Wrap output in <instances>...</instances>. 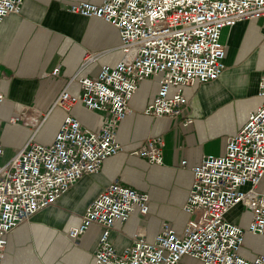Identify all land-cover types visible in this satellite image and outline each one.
<instances>
[{
    "label": "built area",
    "instance_id": "built-area-1",
    "mask_svg": "<svg viewBox=\"0 0 264 264\" xmlns=\"http://www.w3.org/2000/svg\"><path fill=\"white\" fill-rule=\"evenodd\" d=\"M23 3L0 0V24L7 16L20 13ZM69 11L114 26L122 57L115 65L103 64L96 76L78 78L80 92L72 94L65 88L55 102L64 110L83 104L100 112L102 122L97 130L84 128L77 117L68 114L51 142L40 143L32 136L0 163V264L12 229L28 224L39 210L55 204L83 176L99 172L106 159L123 150L118 128L132 112L129 101L141 82L159 78L157 94L143 114L179 116L188 101L186 87L215 81L225 71L223 29L264 17V0L81 1ZM89 60L90 55L82 66ZM59 70L56 67L51 74ZM75 80L74 76L69 82ZM257 93L264 97V71ZM164 145L162 136H148L131 154L163 164ZM3 156L0 145V159ZM192 173L182 209L197 217L181 231L163 222L152 240L138 230L129 245L118 249L112 229L136 210L147 214L150 197L114 179L89 204L81 222L69 229V239L77 244L92 224L100 225L95 264H179L185 256L201 264H264V253L252 258L241 253L247 234L264 236V194L258 191L264 176V102L228 137L223 154L204 155ZM237 207L236 218L231 219L229 214ZM246 211L250 216L244 226Z\"/></svg>",
    "mask_w": 264,
    "mask_h": 264
},
{
    "label": "crops",
    "instance_id": "crops-1",
    "mask_svg": "<svg viewBox=\"0 0 264 264\" xmlns=\"http://www.w3.org/2000/svg\"><path fill=\"white\" fill-rule=\"evenodd\" d=\"M81 1L100 4L104 0H24L20 13L7 16L0 24V145L8 158L32 136L40 143L51 142L68 114L77 117L84 128L97 130L101 125L102 114L83 104L70 110L55 105L63 89L72 94L80 92L78 78L96 76L103 64L115 65L122 57L120 36L114 26L69 11L73 3ZM240 30L244 42L237 45L233 60L225 62L229 39ZM221 41L226 45L225 71L215 81L186 87L188 101L179 116L143 114L157 94L159 78L141 82L129 101L132 112L118 128L117 139L123 150L106 159L99 172L83 176L55 204L39 210L28 224L12 229L2 264H95L101 226L92 224L78 244L69 239L68 233L114 179L150 197L147 214L136 210L129 220L112 229V240L120 250L132 242L138 230L152 240L163 222L181 231L197 217L181 208L192 184V167L204 155L223 154L228 137L264 102L257 93L264 71V17L224 28ZM245 41L250 49L238 60L239 47ZM88 55L90 60L82 66ZM56 67L60 68L58 74H51ZM74 76L76 80L70 83ZM14 117L18 120L13 121ZM152 135L164 139L163 164L131 154ZM258 191L264 194V176ZM236 209L240 208L231 212ZM249 216L244 212L242 225H247ZM179 264L201 263L185 256Z\"/></svg>",
    "mask_w": 264,
    "mask_h": 264
},
{
    "label": "rangeland",
    "instance_id": "rangeland-1",
    "mask_svg": "<svg viewBox=\"0 0 264 264\" xmlns=\"http://www.w3.org/2000/svg\"><path fill=\"white\" fill-rule=\"evenodd\" d=\"M242 35V30L239 31V33H234L230 39H229V55L226 58L225 62H228L230 60H233V58L235 57L236 53H237V45L241 42H244L243 40H241L242 37H240ZM250 48H247L246 46V41L245 43L242 45V47H239V52L237 54V59L241 60L249 51ZM263 52V50H262ZM261 52V53H262ZM260 100L264 101V97H258ZM249 107H251V103L249 104ZM241 109L239 111L238 116L241 117ZM8 159V156H3L0 159V163L3 164L6 162V160ZM183 207V205L181 206V208ZM239 209L234 210L233 212L230 213V217L231 219L234 218L235 214H237ZM74 244H76L75 242H73ZM78 244V243H77ZM241 253L244 255L247 254L252 255V257H254L255 255H257L258 253H264V238H251L250 236H246L244 244H243V251H241Z\"/></svg>",
    "mask_w": 264,
    "mask_h": 264
},
{
    "label": "bare ground",
    "instance_id": "bare-ground-1",
    "mask_svg": "<svg viewBox=\"0 0 264 264\" xmlns=\"http://www.w3.org/2000/svg\"><path fill=\"white\" fill-rule=\"evenodd\" d=\"M74 227V226H73Z\"/></svg>",
    "mask_w": 264,
    "mask_h": 264
}]
</instances>
